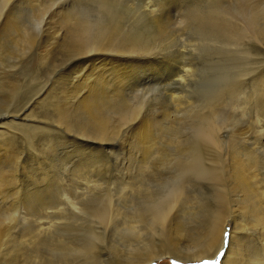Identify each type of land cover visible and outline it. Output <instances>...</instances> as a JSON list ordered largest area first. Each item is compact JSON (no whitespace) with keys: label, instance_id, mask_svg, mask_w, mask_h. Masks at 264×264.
Returning <instances> with one entry per match:
<instances>
[{"label":"rangeland","instance_id":"374dc122","mask_svg":"<svg viewBox=\"0 0 264 264\" xmlns=\"http://www.w3.org/2000/svg\"><path fill=\"white\" fill-rule=\"evenodd\" d=\"M28 1L29 0H23L21 2H14L13 4L10 3L11 1L9 3H6L4 1L1 2V17L8 11L6 15H10L11 19L14 20L10 21V24L16 23V26L19 29L10 27L4 35L3 32L0 31V48H4V50L2 49L3 51H0V115L6 114L8 112H21L22 110L24 111L27 107V112H29L27 114L30 115L31 120H35L34 122L43 124V128L45 129L27 130L21 128V131H15V129H19L20 126H18L17 128H13V130L11 128L10 132H8L9 137H11L10 134H17L16 136L13 135L14 137H16V141L14 140L11 143L13 145L10 144L13 147H9V150H11L10 156H17L19 157V159L17 163L15 162L12 164H8L9 166H0V173L3 174L0 177L4 176L3 179H8L10 177L12 178V183L10 184H7L8 182L5 184L4 181L2 183L0 182V186L2 187L0 188V223H3L4 221L9 225V228H12V234H14L13 237H17V240H20V245H18L16 250V238H12V241L10 240L11 245H9L8 250H6L7 253L4 252V255H6L4 256L2 255L3 253H1V257L3 259H6L5 264H23V262L26 260L25 256L27 254H31V247L27 246V241L29 240V238H31L29 236L30 234L34 235L32 236V238H38V234H40L39 237H42V239L44 234V237L49 239L48 241L50 242L51 238H54V240H56L58 238H63L66 236L68 237V234H72L75 232L76 227L81 222H84V225L89 226V218L87 216L83 217L84 214L82 213L86 210V207H92V209L95 208V196L91 197V195H94V192L90 184L88 187L82 186L80 189H78L75 196H73V193L71 191H67V194L70 193L71 195L66 196V198L69 197L71 199V202L68 204L66 202L64 203V201L61 199L62 197L60 198L59 196L60 190L62 192V187L60 188V186H64L65 183L69 182L72 176L76 174V172L82 177H87L91 174H95V172H89L87 169L89 165H95L94 163L96 162L94 160H96L97 163L99 162V165L97 164V166L98 168L100 166L101 167L100 169H98V172L101 173L99 174L100 176L95 174L94 177L97 178V180H99L100 182H108L103 186L105 188L107 186L109 188L111 187L112 191L110 192H112L111 194L114 196V200L118 203H121L122 201H124V199L126 198L125 195L128 193L123 192L124 190H122V188L125 187L123 183H125V181L127 183H131V181L129 180L130 177H141L142 175L141 173H139L141 175L137 174V172H139L137 171L138 165L134 163L136 156H134L133 154L135 153L133 147L137 144V141H134L135 139H133L129 135L130 132L135 129L138 123L140 124L143 120L148 121L149 119V122L155 125V127L159 128V130L160 128H165L160 130V138H163V136H172L171 138L173 139V142H177L178 140L181 141V139L184 141L189 140L190 142L194 141L193 139H196L194 141L196 142L198 140L197 138L200 137L198 135H195L192 129L194 128L193 125H195V121H197L201 117V114H199V112L203 113V110H205L206 105L204 104V100H207L206 97L209 100L212 98L217 99V95L214 97H209V95L216 92L219 87L221 90L224 86L222 77H218V70L223 63V59L222 55L220 54L221 46H218L217 44L218 41H220L222 38L220 40L217 39V35H214L215 33L207 36L204 33L205 30L203 31V29H201V27L204 26L202 24V21L205 19L204 16L206 14L210 15L213 13L214 7H218L217 4L219 0H133V2L132 0H123L127 5L123 2L124 6L119 5L113 11V13L115 12L114 14L115 16H117L116 11L121 12L127 10V17L132 16V21L134 19L135 22H133V26L130 25L131 27L127 28V31L125 30V38L127 36V40H137L138 42H136L138 46H136V48L139 47L138 51H140L141 49V52H136L134 56H132L133 58L125 63V67L123 66L121 67L122 69H120L127 71L130 74L129 79H126V81L123 83L125 85L119 84L118 82L113 80V78H116L113 76L121 73L120 70H116V65H118L117 63L114 62L115 65L113 64L116 71L114 70L113 72L109 71L106 73L105 71L111 70L112 65H107L106 62L104 63L99 59L96 61H82L84 58H86V56L89 55L88 51L90 49V54L93 50L95 53L102 54L103 52H105L104 54L108 52V50L103 51L96 49V47H94L95 49L91 47L89 48V50H86L84 42L81 41L83 42L81 43L79 41L82 40V38L79 37L77 39L78 35L76 31L79 29L78 27H76L77 25L75 26V31L73 29V26L70 25L71 22L69 23L68 21H66V24L64 20V18L67 16L66 14L68 10L70 11L69 14L74 17L75 13L73 10H77V7L82 8L81 6H83V8H89V6H84V4H87L88 2H86L85 0ZM149 4L151 6H148ZM144 5H146L147 8ZM2 6H4L5 8ZM127 6L128 8L125 9V7ZM130 6H133V8H135L133 9ZM64 9L66 14L63 13ZM143 9L145 10V12L146 9H151L153 11L156 10L157 12H153L155 17H153V13L146 12L149 15L152 14L150 15L151 18L149 19V15H146L145 12H142L144 11ZM209 10L212 13H209ZM141 15L144 18L140 17ZM219 17L220 16H218V18ZM5 18V16L1 18L0 26L4 23ZM135 18L138 19L135 20ZM161 18H163L162 21H158L161 20ZM151 19L154 21L153 23L156 22L155 24L158 25L153 24L151 22ZM198 19L203 20L200 21ZM137 23L139 24V26H136ZM162 23L164 24L162 25ZM67 26L70 29H68ZM152 26H157L161 29H158L157 27L154 28ZM139 27L141 29H143L144 27L145 28L141 30ZM165 27L167 29H165ZM130 28L131 30H133H128ZM137 29H139L140 32ZM152 29L153 31L154 29L156 31L153 32ZM163 29H165L166 31H164ZM144 30L148 32L146 33V31ZM159 30L163 31V33L161 34ZM151 31L154 33V38L153 36H151L152 34H150ZM64 32L66 34H64ZM74 32L77 37L74 35ZM20 33L24 34L20 38L30 33H32L33 35L36 33V35H34L31 39V43H29L33 44L30 45V48L28 46L29 50L26 49L28 51H24L23 44L19 43L18 40H14V37L16 35H21ZM159 33L161 36L159 35ZM143 34L146 35L144 36ZM156 36L157 38H155ZM144 37L145 39H142ZM139 38L141 40H139ZM210 38H212L211 40L213 41H211ZM104 39H106V37L103 38V40ZM126 39H122L124 41L119 43L122 45L126 44L127 42H129ZM149 39H152L153 42L151 40L149 41ZM109 41L111 40L108 39V42ZM209 41L212 43H210ZM86 42L88 41H85V43ZM104 42L108 43L107 40H105ZM148 42L149 44H147ZM14 43H18V45L20 46L19 48H23H21V50H16L14 53L11 49V47L14 46ZM72 43H74L75 48L73 47ZM75 43L79 45V48H76L77 44ZM80 45L82 49H85V52L82 50V54L84 55L85 53V56L79 54V52H81ZM153 45L154 47H156V49L153 47ZM115 47L114 50L109 51V54L112 55L111 57H114V53L117 54L118 52L115 51ZM118 47L117 49L120 48ZM142 47L144 48V50ZM9 48L11 49V51L9 50ZM146 49H149L148 53ZM77 50L79 52H77ZM74 51L78 54H76ZM108 58H110V55L108 56ZM76 63L77 65H74ZM89 63L91 64V66ZM98 63H100V65L102 63V65L99 66ZM129 64L131 66H129ZM188 64L193 67L192 74L189 77H185V82H183L182 85L174 84L179 74L182 75L181 71L179 70L182 67H187ZM11 65L15 66V68L13 69ZM95 66L98 68H96ZM249 67L250 69H252V71L249 72V70H247L244 74L245 77H234L229 80L230 87L239 88V94H241V97H237L238 99L234 100L233 107L236 109L232 110L233 107H229L228 112L230 113V111H232V114H230V116H224L226 125L221 134L222 138L225 141L231 143L233 141V138L239 134L238 132L245 131L248 137L247 139H251L250 142H260L259 144L256 143V147L264 151V113H261L264 112V107H261L264 105L261 103H257L259 106H256L253 101H250L255 98V96H252L253 98H251V93L254 90L252 85L253 82L258 79V77L254 76L258 72L260 73V66L256 63H251ZM103 68L106 70H104ZM99 69L101 70V72ZM90 70L93 71L91 72ZM130 70L132 72H130ZM97 72L98 74H100L97 75ZM91 73L95 75H92ZM108 73L111 76H108ZM132 73L133 75H131ZM103 74H105L104 76L106 77H98ZM96 75L97 77L92 79V77ZM81 80H85L82 81V84L84 82V84H88V82L90 83L88 86H83L81 84ZM99 80H102L105 83L107 81V83L104 84L105 88L109 92H115L119 87H122L121 91L123 93L121 92V95L126 94L123 96L128 98H126V100L124 97H122L121 95L119 96L118 94L117 97L119 99L116 98L117 101L116 99H112L113 101L106 102L108 103L106 104L104 101H107V99H102L104 97L102 96V98H98V100L96 99V101L93 100L94 102L92 104H89L91 105L89 107H92V109H97L103 106L104 108H107L105 109L106 117L109 121L107 125L109 124L108 128L111 131L110 136L107 137V139L109 138L111 142L106 140L105 137L106 144L103 143V140L101 142L98 140L95 141L96 143L94 145H91L90 141H92V139H95L93 137L94 133V136L97 135L96 130L94 131L92 125L91 127L90 125L86 124L89 121V118H87L88 116L85 115V109L79 107V104L80 101H82L81 99H83V97H85L90 91L95 90L96 82H100ZM74 81L75 83H73ZM78 81L79 83H77ZM115 82L118 84H116ZM78 84H80L84 88H81V86H79ZM76 85L79 87H77ZM211 85H213L214 87ZM215 85H219V87H216ZM205 86L207 92L204 93ZM207 87H209L210 89L212 87V92L210 91V94L208 93L209 88ZM134 90L136 93L130 92ZM202 96H204L205 99H202ZM246 96H250L249 101L247 99L248 97L246 98ZM245 98L248 102L245 101ZM119 100L122 101L121 104L118 103L120 102ZM112 103H116V105H112ZM248 103L250 104L246 106V104ZM109 104L111 108L110 106H106ZM118 105L119 108L117 109L119 110L114 108V106L118 107ZM202 107L203 110H201ZM252 107H254V109ZM104 108L101 109L104 110ZM190 110L191 112L189 113ZM195 110L197 111L198 116L200 115L198 119L195 118L197 117V114H194V118L192 117L193 111L194 113H196ZM120 111L121 113H119ZM37 126L38 125H36V127ZM88 127H91V131L94 132L92 133L90 129H88ZM169 127H173L174 129H172V134L167 133ZM189 136L191 138H189ZM228 136H231L230 139H227L229 138ZM86 137L88 138L86 139ZM160 138H158L156 141H160ZM106 141L110 144H108ZM98 143H101V145L103 144V148L102 146L97 147ZM94 146L96 149L94 148ZM130 153L133 155H131ZM0 154L3 155V153ZM79 159L81 161H79ZM76 160L79 162H77ZM82 161L86 162V165ZM209 165L214 166L217 169H209L208 167H206L207 173L205 175L191 176L187 180V182L191 185L192 189L197 192L198 202L204 205L206 208H213L215 206H220L221 203L220 196L224 188L225 166L222 163L217 162L209 163ZM85 167H87V169ZM2 169L4 170V172L2 171ZM147 173L152 176L154 172L149 170L146 172V174L144 173V175H147ZM101 174H104L106 177L102 176ZM57 188H60L59 192ZM84 190H87L91 193L86 194V192H84L83 194ZM101 191H104V188L98 191L96 190L95 192ZM26 194H28V196H26ZM36 195L38 196L36 197ZM15 199L16 201H14ZM45 200L47 202H45ZM33 202L35 203V205H32ZM76 209H78V211ZM205 211L207 213H205L206 215L203 213ZM205 211H202L201 215V223L203 224L204 219L206 222L207 219L210 218V215L208 216V210L206 209ZM33 217H35L36 219L38 218V222ZM33 219L38 224L34 221L32 222ZM31 223L32 226L35 227L38 225V227L40 228L36 227L34 230L31 226ZM39 223L44 226H39ZM48 224L50 227L48 226ZM67 224H69L68 227H63V225L65 226ZM51 225L54 226V229ZM31 227L33 231L31 230ZM64 228H67L69 230V233H63L62 229ZM39 229H41V231L43 230L42 232L44 233H42ZM38 230L40 232H38ZM30 231L34 232V234ZM226 231L230 234L229 227L226 229ZM37 232L38 234H36ZM114 236L115 234H112L106 239L107 246L111 245ZM19 237L23 238L19 239ZM0 241H2V239H0ZM13 242L15 245L13 244ZM52 243L55 242L53 241ZM228 244L229 236L227 239H225V235H222L221 246L212 258H207L205 260L202 259L196 263H181L177 259L169 258L165 260V263L172 264V261L175 260L176 264H204L205 261H209L210 264H223L222 262L228 249ZM110 253L111 255L109 257V264H124L121 253L119 251H110ZM16 254L18 255L16 256ZM28 260H26V262L24 263L29 264L30 262H33ZM39 264H41L40 261ZM152 264L160 263L153 262Z\"/></svg>","mask_w":264,"mask_h":264},{"label":"bare ground","instance_id":"6f19581e","mask_svg":"<svg viewBox=\"0 0 264 264\" xmlns=\"http://www.w3.org/2000/svg\"><path fill=\"white\" fill-rule=\"evenodd\" d=\"M3 1L6 3H9L11 1L10 3L13 4L14 2H21L23 0H0V21L2 17L4 16L6 17L4 23L0 26V31H2L4 35L10 27H13L15 29H19V28L16 26V23L10 24V21H14V20L11 19L10 15L8 16L6 15L8 11L6 13L4 12L5 14L1 17V2ZM85 1L88 2L87 3L88 5L84 4V6L85 7L89 6V8L87 7L83 8V6H81L83 8L82 9V8L77 7V10L75 9L73 10L75 13L74 17L71 14H69L70 13L69 10L67 11V14H66L65 9H64V12L63 11L62 12L67 15V16L65 15L66 17L64 18V20L65 22L66 21H68L69 23L71 22L70 25L73 26V29L75 31H76L75 26L77 25L76 27L79 28L76 31L78 37L75 35V32H74V35L77 37V39L79 37L82 38V40H79V41L84 42L85 45L84 44L83 45L85 46L86 50H89V48L91 47L95 49L94 47H96V49L103 50V51L108 50V52H106V54H104L105 52H103L102 54V53H95L93 50L92 53L90 54L89 53V51H91L90 49L88 51L89 55L87 54L88 56H86V58H84L82 61L83 62L90 61V60L96 61L99 59L100 61L102 60L104 63L106 62L107 65H110V66L112 65V68L113 67L114 68L113 69L111 68V70L105 71L106 73L109 71L113 72L115 70L114 62L118 64L116 65L117 66L116 70L122 69L121 67L123 66L125 67L126 65L125 63L130 61V59L133 58L132 56H134L136 52H141V49L140 51H138L139 47L136 48V46H138L137 40H136L137 42L133 40L132 38H131L132 40H127L126 39L127 36L125 38V30L127 31V28L133 26V22H135L134 19L132 21V16L127 17L128 15L127 10L121 11V12L116 11L117 16H115L114 14L115 12L113 13V11L119 5L120 6L123 5L125 1L123 0H85ZM150 4L148 6H151ZM217 5L218 7H214L213 13L209 10V13L211 12L212 14L210 15L206 14L204 16L205 19L204 18H203L204 20L202 19L203 21L200 19L198 20L202 21V24L204 26H202L201 29H203V31L205 30L204 33L207 36L215 33L214 35L215 36L217 35L216 36L217 39L220 40L222 38L220 41H218V44H217L218 46H221L220 54L222 55V59H223V63L218 70V77H222L224 81V86L220 90L219 85L218 86L215 85L216 87H219V88L217 89L216 92L212 94H210L212 87L211 89L207 87L209 88L208 89L209 90L208 93L210 94L209 97H214L217 95L218 98L217 99L212 98L209 100L206 97L207 100H204L205 103L203 102L206 105V107H205V110H203V107H202L201 110H203V113L199 112V114H201L200 118H199L200 115L198 116L197 111L195 110L196 113H194L193 111L192 117L194 118V114H197V117L195 118L197 119L199 118L197 121H195V125H193L194 128L192 129L194 134L200 137V138H197L196 136V138L198 139L197 140L198 142L197 141L194 142L196 139H193L194 141H191V142L189 140L184 141L182 139L181 141L178 140L177 142H173V139L171 138L172 136L171 137L163 136V138H160L159 137L160 130L165 129V128H160L159 130V128L155 127V125L149 122V119L148 121L140 120L142 122L140 124L138 123V125L135 127L133 131L130 132L129 135L133 139H135L134 141H137V144L133 147V150L135 151V153L133 154L134 156H136L134 163L138 165L137 171L139 172H137V174L141 173L142 175L139 174L141 175V177H137V176L130 177L129 180L131 181V183H127L126 181L125 183H123V185L125 186L122 188V190H124L123 192L124 193L128 192L125 195L126 198L124 199V201H122L121 203L116 202L114 200V196L111 194L112 192H110L112 191L111 187L109 188L107 186L105 188L103 186L104 184H107L108 182H105V181L100 182L99 180H97V178L94 177L95 174L100 176L99 174L101 173V172H98V169H100L101 167L100 166L98 168L97 166V164L99 165V162L97 163V161L94 160L96 162L94 163L95 165L91 164L92 166L89 165L88 169L87 167L85 168L89 172H95V174H91L87 177H82L81 175H78L76 172V174L72 176L69 182H67L66 180L68 184L65 183L64 186L63 185L60 186V188L62 187V192L60 190L61 195L58 193L60 198L62 197L61 199L64 201V203L66 202L68 204L71 202V199L69 197L66 198L67 195H70V193L67 194V191L68 192L71 191L73 193V196H75L76 191L78 189H80L82 186L88 187L90 184L94 192V195H91V197L95 196V202H94L95 208L92 209V207L90 208L86 207V210L82 213L84 214L83 217L87 216L89 218L90 220L89 226H86L84 225V222H81L76 227L75 232L72 234H68V237L66 236L63 238H58L56 240H54V238L50 239V242L54 241L55 243H52V242L50 243L48 241L49 239L44 237V234H43V239L42 237H39L40 234H38V232H40L41 229H39L40 231L38 230V232L36 233L39 235L38 238H41V239L32 238V236L34 235L30 234L29 236L31 238L28 237L29 240L27 241V246L31 247L30 248L31 254L30 255L27 254L25 256L26 260L29 259L28 261H33V262H30L29 264H39V261L41 264H109V257L111 255L110 251H113V252L119 251L121 253L124 264H152L153 262H159L160 264H166L165 260L169 258L177 259L181 263H185V262L186 263H196L202 259L205 260L207 258H212L215 255L216 251L221 246L222 235L225 234V231L228 227L230 228L229 244H228V249L226 251V254L224 256V260L222 263L223 264H264V151L256 147V143L258 141L250 142L251 139H247L248 137L245 131L238 132L239 134L233 138V141L231 143L225 141L222 138V134H221L226 125V120L224 116H230V114H232V111H230V113L228 112L229 107L230 108L231 106L233 107L234 100L241 97V94H239V88L230 87L229 80L234 77L235 78L245 77L244 74L247 70H249V72L252 71V69H250L249 67L251 63H256L260 66V73L258 72L254 76V77H258V79H256L253 82L252 86L254 90L251 93L252 95L250 94L251 98H253L252 96H255V98L253 100H250V96L249 97L246 96V98L248 97L247 98L248 101L249 100L253 101L256 106L258 105L257 103L259 104L261 103L264 105V0H219ZM144 6L147 8L146 5ZM130 7L133 8V6H130ZM127 8L128 6L125 7V9ZM141 8H142V5H141ZM155 11L151 9H146V12L148 13H153V12L155 13ZM142 12H145V10ZM146 12L145 14L149 15ZM150 15L148 16L149 19L151 18ZM218 16L220 17L218 18ZM140 17H142V15ZM153 17H155V15ZM136 19L138 18H135V20ZM162 19L163 18H161V20H158V19L157 20L162 21ZM139 20H142V19H139ZM151 22L153 23L154 21L151 19ZM163 24L164 23H162V25ZM155 25H158V24H155ZM136 26H139V24L137 23ZM165 29L167 28L165 27ZM165 29L163 30L166 31ZM128 30H131V28ZM137 30L140 32L139 29ZM152 31L151 33L149 32L150 34H152L151 36L154 35L153 32H155L156 30L154 29V31L153 32ZM147 32L148 31H146V33ZM160 33L162 34L163 31H160ZM64 34L66 33L64 32ZM140 34H137V35H140ZM23 35L24 34H21L20 36L16 35L14 37V40H18L19 43L23 44V47H24L23 50L28 51L29 48L31 47L30 45L33 44V43L32 44H29V43H31V39L33 38L34 35H36V33L34 35L30 33L20 38ZM105 37L106 39L103 40V38ZM155 38H157V36ZM108 39L111 41L108 42ZM122 39L124 40L126 39L129 42H127L126 44L123 43L124 45H122L120 44L121 42L124 41ZM142 39H145V37ZM211 39L212 38H210V40ZM105 40H107L108 43H105L104 42ZM139 40L141 39L139 38ZM150 40L152 41V39H149V41ZM85 41H88V42L85 43ZM72 44L74 47V43ZM147 44H149V42ZM78 46L79 45L77 44L76 48H79ZM19 47L20 46L18 45V43L17 44L14 43V46L11 47V49L15 53L16 50L18 49L21 50V48H23V47L21 48ZM114 47H115V51L116 52L118 51V52L117 54L114 53L115 54L114 57H111L112 55L109 54V51L114 50ZM117 47L119 49H117ZM154 48L156 49V47ZM2 49L4 50V48H0V51H3ZM11 49L9 48L10 51ZM80 49H81L80 50L81 52H79L78 50L77 52H79L80 55H83L82 52L83 51L85 52V49H82L81 45H80ZM146 50L148 53L149 49H146ZM109 55H110V58H108ZM83 56H85V53ZM76 60H79V59H76ZM0 62H1V59H0ZM98 64L99 66L102 65V63L101 65L100 63ZM74 65H77V63ZM11 66L13 69L15 68V66L13 65ZM129 66L131 65L129 64ZM182 68H181L182 70L181 69L179 70L181 71L182 75L179 74L178 78L177 79L175 78L176 80L174 84L182 85L183 82H185L184 81L185 77H189L193 72V67L190 66V64H188L187 67H182ZM90 71L92 72L93 70H90ZM120 72L121 73H118L115 76H113V77H116V78H113V80L118 82L119 84H123L126 81V79H129L130 74L124 70H120ZM130 72L132 71L130 70ZM133 73L131 75H133ZM91 74L95 75L93 73ZM99 74L97 72V75ZM105 74L100 75L98 77H102V78L106 77L104 76ZM110 74L108 73V76ZM97 75L92 77V79L96 78ZM76 78H79V77H76ZM82 81H85V80H81V84H82ZM73 83H75V81ZM77 83H79V81ZM84 83L82 84L83 86L84 85L88 86L90 82H88V84H84ZM104 83L105 82H103L102 80L100 82H96L95 90L92 89L93 91H90L87 95L85 94L86 96L83 97V99H81L82 101L79 100L80 101L79 107L85 109V115H87L88 116L87 118H89V121L85 123L90 126L92 125L93 127L92 126L91 127L94 129V131L96 130L97 135L94 136L95 133L93 135L95 139L91 138L92 141H90L89 139L91 145L92 144L94 145L96 143L95 141H98V140L100 142L103 140L104 141L103 143L106 144L105 137H106V140L110 141L109 138L107 139V137L110 136L111 131L108 128L109 124L107 125V123H109L106 117V110H105L107 108L106 107L104 108L103 106L97 109H92V107H89L91 106L89 104H92L94 102L93 100L96 101V99L98 100V98H102V96H104L102 99H105V100L107 99V101H104L105 103L110 102V101L115 100L116 98L119 99L117 95L119 94L120 96L123 93L121 91L122 87H119L118 89L116 88L117 91L115 92L107 91V89L105 88V84L107 83V81L105 84ZM78 85L81 86L80 84ZM83 86H81V88ZM112 88H115V87H112ZM130 92L136 93L135 90L130 91ZM205 92H207L206 86H205L204 93ZM123 95H126V94H123ZM123 95L121 96L124 97ZM202 97H203L202 99H205L204 96ZM124 98L126 99L128 97H124ZM247 99L245 101H247ZM121 102L122 101L118 103L121 104ZM113 103L112 105H116V103L115 104ZM249 104L250 103L246 104V106ZM106 106H110V104ZM261 107L263 108L264 106H261ZM101 108H104L105 111ZM114 108L116 109L119 108V105L118 107L114 106ZM252 108L254 109V107ZM26 109L24 111L22 110L23 112L22 111L16 112V113L8 112L6 114L0 115V153H3V155L0 154V166L1 167L2 166L4 167L5 165L12 164L15 162L17 163L19 159V157L17 156L15 157L10 156L11 150H9V147H13L11 146L13 145L11 143L14 140L16 141V137L14 136L17 135V134L15 135L10 134L11 137L8 136V132H10L11 128L13 130V128L15 127L17 128L18 126H20L19 129H15V131L16 130L21 131L23 128L27 130L28 129L29 130L45 129L43 128L44 127L43 124L34 122L35 120L34 121L31 120L30 115L27 114L29 113L27 112L28 108L26 107ZM233 109H236V108L233 107L232 110ZM190 112L191 110L189 111V113ZM119 113H121V111ZM261 113H264V112H261ZM36 125L38 126L36 127ZM91 127L90 128L88 127L90 131H91ZM172 129L173 127H169L167 130V133L172 134ZM94 131H91V132L93 133ZM228 137L229 138L227 139H230L231 136H228ZM87 138L88 137H86V139ZM158 138H160V141H156ZM189 138L191 137L189 136ZM107 143L110 144L109 142ZM102 145L101 143H98L97 147H101ZM13 151H14V148H13ZM79 161L81 160L79 159ZM214 162L222 163L225 166L224 188L220 196V200H221L220 206H215L213 208H206L204 205L198 202V194L195 190L192 189L191 185L187 182V180L191 176L205 175L207 173L206 167H208L209 169H217L214 166L209 165V163H214ZM83 163L85 164L86 162H83ZM149 170L154 172L152 176H150L149 173H147V175H144V173L146 174V172ZM2 171L4 172L3 169ZM130 172H131V169H130ZM2 175L3 174L0 173V176ZM131 175H132V172H131ZM102 176L106 177L104 174ZM3 177H0L1 183L3 181L5 182V184L7 182H8L7 184L12 183L11 177L8 179L7 178L3 179ZM0 188L2 187L0 186ZM102 188H104V191L95 192L96 190L98 191V190H101ZM59 189H58V192H59ZM84 192H86V194L91 193L87 190H84L83 194ZM38 195H36V197ZM26 196H28V194H26ZM14 201H16V199ZM45 202L47 201L45 200ZM32 205H35V203L33 202ZM204 209L208 210L209 212L208 216L210 215L209 216L210 218L208 217L209 219H207L206 222L204 219V224H203L201 223L202 221L201 215H202V211H205ZM76 210L78 211V209ZM203 213L205 214L206 211ZM37 219L35 218L36 221ZM33 221L34 219L32 220V222ZM40 223H39V226L42 225ZM31 226H32V223H31ZM68 226L69 224L65 226L63 225V227H68ZM32 227L35 230V228L38 227V225L35 227L34 226ZM32 227H31V230H32ZM53 227L54 226H52V228ZM68 231L69 230L67 228L62 229L63 233H66ZM31 233L34 234V232H31ZM112 234H115L114 239L111 245L107 246L106 239L110 237ZM13 235L14 234H12V228L11 227L9 228V225L6 224V222L3 221V223H0V239H2V241H0V264L6 263V259H3L1 256L4 255V252H6V250H8L9 245H11L10 240L12 238H16L15 239L16 240V246H15L16 250H17L18 245H20V240H17V237H13ZM23 237H19V239ZM15 247H14V250H15ZM1 253L3 254L1 255ZM17 255L18 254H16V256ZM26 260L24 262H26ZM24 262L23 264H26Z\"/></svg>","mask_w":264,"mask_h":264},{"label":"snow or ice","instance_id":"6c2138e0","mask_svg":"<svg viewBox=\"0 0 264 264\" xmlns=\"http://www.w3.org/2000/svg\"><path fill=\"white\" fill-rule=\"evenodd\" d=\"M224 235H225V239H227L228 236H229V233H228L227 231H225V234H224ZM172 264H176V261L173 260V261H172ZM204 264H210V262H209V261H205Z\"/></svg>","mask_w":264,"mask_h":264}]
</instances>
